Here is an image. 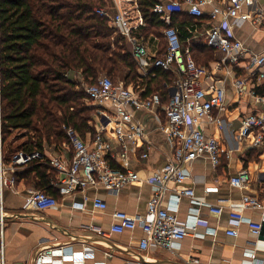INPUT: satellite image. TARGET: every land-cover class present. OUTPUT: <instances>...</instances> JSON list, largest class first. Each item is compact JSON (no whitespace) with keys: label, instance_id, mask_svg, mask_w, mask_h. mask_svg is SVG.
<instances>
[{"label":"crops","instance_id":"1","mask_svg":"<svg viewBox=\"0 0 264 264\" xmlns=\"http://www.w3.org/2000/svg\"><path fill=\"white\" fill-rule=\"evenodd\" d=\"M210 9L209 6L203 9L202 19L185 23L179 34L184 47L192 49L198 64L209 70L202 86L223 88L225 91L226 110L211 113L213 118L221 120V124L202 123L204 133L213 135L220 143V165L213 168L207 158L195 159L185 167L189 179L182 185L169 183L167 198L162 203L167 208V199L185 188H192L194 201L181 197L177 218L185 222L191 215H197L199 221L196 228L189 229L187 236L171 250L151 246L142 251L139 249L142 236L139 229L114 234L110 232V226L117 211L146 217L147 202L155 184H132L119 191H107L100 186L87 187L84 191L63 196L58 194L54 185L58 180L57 171L49 165L53 177L47 190L55 196L57 205L44 212L34 209L28 197L40 188L41 179L32 171L30 163L11 170V155L25 141V132L15 131L2 144L3 177L13 178L14 185L2 188L4 215L3 227L0 226V264H38L36 255L39 248L56 245L68 254L91 252L84 258L76 257L61 264H264V240L254 236L249 228L250 223L260 220L261 212L240 206L244 195L259 199L264 197V146H254L252 134L239 138L241 120L264 111V107L250 94L252 90L256 94L264 92V78L257 76L258 70L264 72V66L258 69L248 59L253 55H264V0H252L249 6L253 16L261 19L259 25L247 21L232 30L234 39L241 42L247 51V58L237 66L229 65L221 70L216 69L220 53L201 46L205 42L202 32L219 23V19L209 20ZM175 24L179 30V23ZM192 26L196 27V31ZM143 43L149 55L158 54L160 41L157 37H148ZM151 69L154 68L149 71ZM237 79L247 82L246 90L241 94L233 87ZM100 119L99 116L97 121H93L95 132L100 125L103 126ZM137 119L144 130L143 146L129 158L128 167L144 179L171 160L178 148L162 129L165 121L162 109L139 112ZM111 127L112 124H109L107 129ZM85 140L89 141L90 136L87 135ZM114 147L118 149L117 145ZM42 153L48 159L71 157V152L62 149V145L57 150L44 146ZM141 153H147L148 157L140 158ZM122 166L120 160L112 163L116 169ZM240 171H246L248 175L243 189L231 185L229 181ZM94 197L107 205L105 210L93 209L91 200ZM208 206L221 207L222 213H212ZM231 220L239 222L235 237L226 234L231 228ZM59 259L46 258L41 264H56Z\"/></svg>","mask_w":264,"mask_h":264},{"label":"built area","instance_id":"2","mask_svg":"<svg viewBox=\"0 0 264 264\" xmlns=\"http://www.w3.org/2000/svg\"><path fill=\"white\" fill-rule=\"evenodd\" d=\"M105 8H96L94 13L105 17L109 26L131 45L133 59L138 72L142 77L148 75L150 68H158L165 72H174L176 78L172 85H164L168 101L163 103L158 93L141 97L131 86L122 82L114 83L106 75L97 78L94 84L85 86L86 102L98 108L97 116L101 117L100 129L95 137L89 141L81 139L72 128H64L67 142L62 144V149L71 152L69 159L62 156L46 158L43 153H31L19 150L11 155V170L27 165L33 161H44L57 171L58 180L54 185L60 195H71L77 191H84L87 187H102L107 191H119L132 184L152 183L155 190L147 202L146 217L130 216L125 212L117 211L113 214L114 222L110 232L121 234L125 231H141L139 249L147 250L149 247H158L171 250L179 245L187 236L189 229L193 230L198 225V216L191 215L185 222L177 218L180 198L189 197L194 201L192 188H185L167 199L169 206L163 207L162 203L167 198V185H182L189 175L185 167L197 158H207L213 168L220 165L221 146L213 135H207L202 129L203 121L220 125L219 118H213L211 113L215 110L222 113L227 108L225 91L223 88L202 86L203 79L208 76L209 70L196 64L188 47H184L172 18L185 12L195 20L203 16V9L209 6L210 21H217L202 32L206 45L221 55L216 69L221 70L226 66H237L240 61L247 58V51L243 44L234 39L232 30L250 21L259 25L261 19L253 16L249 11L252 0H162L155 4L153 12L158 14L166 25L162 34L166 41V50L160 56H151L147 53L141 36L136 34L139 27L143 26V18L138 9L137 0H104ZM114 10V12H112ZM196 31V27L192 26ZM253 65L259 68L264 66V55H253L248 58ZM257 69V70H258ZM257 76L264 78V72L258 70ZM247 82L237 79L234 89L238 94L246 90ZM257 102L264 107V92L250 93ZM164 113V129L167 137L178 148L171 160L151 176L141 178L138 172L128 167V160L143 146L144 130L139 124L137 114L140 112L161 110ZM106 123V124H104ZM112 124L108 130L107 126ZM108 132V133H107ZM252 134L254 146H264V111L245 116L241 120L239 138ZM115 145L118 149H115ZM147 153H141L140 158L146 159ZM116 160L122 162L121 169L112 167ZM248 175L240 171L230 178V184L243 189L246 186ZM14 179L3 177L2 165V114L0 98V226L3 227V200L2 188H12ZM29 204L38 211H47L57 205L56 198L46 192L34 190L28 197ZM95 210H105L107 205L97 197L92 200ZM240 206L261 212L260 220L249 224L254 236H259L264 223V197L244 195ZM212 213L220 215L221 207L208 206ZM239 222L231 220L226 232L228 236H237L235 230ZM91 252L78 254L65 253L60 246L40 247L36 261L41 264L46 258H57L56 264L73 260L76 257L84 258Z\"/></svg>","mask_w":264,"mask_h":264},{"label":"trees","instance_id":"3","mask_svg":"<svg viewBox=\"0 0 264 264\" xmlns=\"http://www.w3.org/2000/svg\"><path fill=\"white\" fill-rule=\"evenodd\" d=\"M161 2L137 0L143 26L136 34L143 40L159 39L156 57L167 46L162 34L166 25L153 12ZM105 7L104 0H0L2 144L13 132L24 131L25 141L17 151L42 153L44 146L57 150L67 142L64 128L74 129L83 140L87 135L93 139L92 115L98 108L86 102L85 86L101 75L131 86L141 97L158 93L167 103L164 85H172L176 74L154 68L142 77L130 43L107 18L94 13ZM172 21L174 27L179 23V33L195 19L182 12ZM201 46L213 50L205 42ZM190 52L198 64L191 48ZM29 166L41 179L37 190L50 195L47 188L53 176L48 164L34 161Z\"/></svg>","mask_w":264,"mask_h":264},{"label":"water","instance_id":"4","mask_svg":"<svg viewBox=\"0 0 264 264\" xmlns=\"http://www.w3.org/2000/svg\"><path fill=\"white\" fill-rule=\"evenodd\" d=\"M104 124H106V123H104ZM259 238L261 240H264V223H263V226L261 228V231H260V234H259Z\"/></svg>","mask_w":264,"mask_h":264},{"label":"rangeland","instance_id":"5","mask_svg":"<svg viewBox=\"0 0 264 264\" xmlns=\"http://www.w3.org/2000/svg\"><path fill=\"white\" fill-rule=\"evenodd\" d=\"M116 83H117V81H116ZM91 106H93V105H91ZM92 116H93V118H94L93 121H97L98 116L96 115V113H94ZM96 117H97V118H96Z\"/></svg>","mask_w":264,"mask_h":264}]
</instances>
